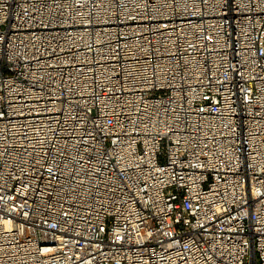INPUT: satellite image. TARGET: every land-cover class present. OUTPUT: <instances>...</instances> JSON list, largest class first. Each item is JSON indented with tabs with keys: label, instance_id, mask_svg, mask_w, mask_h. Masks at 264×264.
<instances>
[{
	"label": "built area",
	"instance_id": "1",
	"mask_svg": "<svg viewBox=\"0 0 264 264\" xmlns=\"http://www.w3.org/2000/svg\"><path fill=\"white\" fill-rule=\"evenodd\" d=\"M0 264H264V0H0Z\"/></svg>",
	"mask_w": 264,
	"mask_h": 264
}]
</instances>
